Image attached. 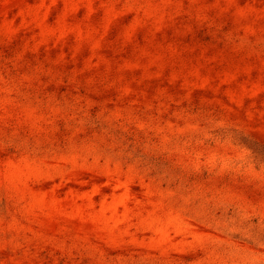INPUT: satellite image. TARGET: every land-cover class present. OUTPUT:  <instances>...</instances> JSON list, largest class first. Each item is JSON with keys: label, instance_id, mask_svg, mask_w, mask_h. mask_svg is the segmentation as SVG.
Listing matches in <instances>:
<instances>
[{"label": "rangeland", "instance_id": "1", "mask_svg": "<svg viewBox=\"0 0 264 264\" xmlns=\"http://www.w3.org/2000/svg\"><path fill=\"white\" fill-rule=\"evenodd\" d=\"M0 264H264V0H0Z\"/></svg>", "mask_w": 264, "mask_h": 264}]
</instances>
